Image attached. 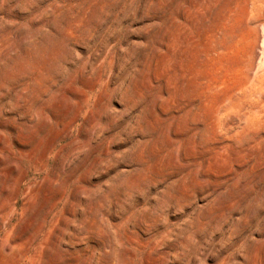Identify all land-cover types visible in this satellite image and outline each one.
Returning <instances> with one entry per match:
<instances>
[{
  "label": "rangeland",
  "instance_id": "374dc122",
  "mask_svg": "<svg viewBox=\"0 0 264 264\" xmlns=\"http://www.w3.org/2000/svg\"><path fill=\"white\" fill-rule=\"evenodd\" d=\"M252 1L0 0V264H264Z\"/></svg>",
  "mask_w": 264,
  "mask_h": 264
},
{
  "label": "bare ground",
  "instance_id": "6f19581e",
  "mask_svg": "<svg viewBox=\"0 0 264 264\" xmlns=\"http://www.w3.org/2000/svg\"><path fill=\"white\" fill-rule=\"evenodd\" d=\"M251 4L253 6L250 9V23L252 24V28L256 31L254 37V46L249 56L245 59L247 66L238 68L237 76L234 79L229 91L225 94H223L224 92H221V94L223 95H221V98L219 97L217 102H215L216 110H252L253 112H255V114L256 112L264 110V19H262L259 15H256V13L253 11V9L258 4H255V2L253 1ZM221 41L222 40H220L219 42L221 43ZM212 45L215 46L214 44ZM225 49V44H218V49L213 53L216 57H221L222 55H224ZM207 59L208 58H206L205 60L207 61ZM219 69L220 67L218 66H216L215 68H211V71L209 70L208 74L206 76L204 75L205 77L203 76L204 79L201 77L203 79L201 84L204 86V90L211 95L216 93L217 97L220 96L218 95V90L223 86L225 82V79L221 78V72L219 71ZM203 74L204 73H202V75Z\"/></svg>",
  "mask_w": 264,
  "mask_h": 264
}]
</instances>
